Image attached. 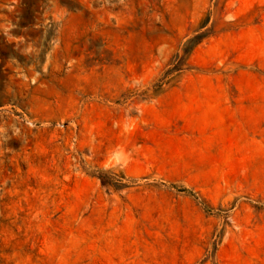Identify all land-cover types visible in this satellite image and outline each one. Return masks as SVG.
<instances>
[{
	"label": "rangeland",
	"instance_id": "obj_1",
	"mask_svg": "<svg viewBox=\"0 0 264 264\" xmlns=\"http://www.w3.org/2000/svg\"><path fill=\"white\" fill-rule=\"evenodd\" d=\"M0 264H264V0H0Z\"/></svg>",
	"mask_w": 264,
	"mask_h": 264
}]
</instances>
